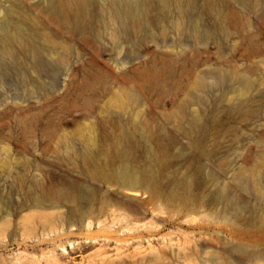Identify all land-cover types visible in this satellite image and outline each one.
<instances>
[{
  "label": "rangeland",
  "instance_id": "obj_1",
  "mask_svg": "<svg viewBox=\"0 0 264 264\" xmlns=\"http://www.w3.org/2000/svg\"><path fill=\"white\" fill-rule=\"evenodd\" d=\"M88 1L90 17L72 28L48 12L47 0H0V29L21 16L22 29L10 28L28 44L15 43L10 57L0 49V264H264V226L239 225L219 208L184 214L142 192L127 197L135 212L101 206L71 225L65 206L44 210L55 213L45 229L23 218L42 209L15 210L21 177L51 189L70 178L92 184L79 158L86 145L104 162L123 128L138 141L145 128H160L169 137L161 145L175 141L178 148L186 142L178 123L200 109V142L214 140V156L188 151L193 163L214 174L229 169L227 178L237 170L264 173V0L248 8L227 0L235 15L222 29L200 7L183 16L181 28L157 7L148 25L134 29L139 0H116L112 27L97 13L105 0ZM234 87L245 90L226 93ZM229 104L242 113L227 116ZM137 116L143 128L134 125ZM185 166L174 162L167 172L181 176ZM257 198L250 189L248 199Z\"/></svg>",
  "mask_w": 264,
  "mask_h": 264
},
{
  "label": "bare ground",
  "instance_id": "obj_2",
  "mask_svg": "<svg viewBox=\"0 0 264 264\" xmlns=\"http://www.w3.org/2000/svg\"><path fill=\"white\" fill-rule=\"evenodd\" d=\"M217 1L219 0H202L199 5L198 0H139L136 7L140 15L134 17L132 26L135 29L145 22L148 25L152 20L151 11L160 7L165 12L172 13L173 25L181 28L183 16L200 7L212 15L217 26L222 29L235 15V11L228 6L227 0H224L223 6H219ZM242 2L247 7L253 0ZM47 3L48 12L62 17L72 28L80 27L90 17L91 4L88 0H70V3L47 0ZM100 3L97 13L104 17L110 26H115L120 8L117 1L105 0ZM134 8L135 6H131L129 10H135ZM21 19L19 16L14 23H8L5 30L0 29V49L9 57L16 52L13 47L15 43L16 45L18 43L21 49L28 46L20 32L15 29L16 26L22 29L17 24ZM10 24L15 28H10ZM115 33L116 31L111 30L110 36L115 38ZM28 49L35 57L39 53L36 48ZM244 90V87H234L226 93H239ZM200 110L195 113L194 118L191 117V120L178 123V130L186 138L185 145L178 148L175 141L171 142L170 147L161 145L162 141L169 137L160 128L156 134L145 128L140 134V141L130 130L123 128L120 136L111 145L107 160L104 162L95 159L92 145H86L79 152V158L84 165L86 177L92 184H82L77 179L70 178L66 187L51 189L44 186L36 177H21L19 180L21 193L15 202V210L20 212L30 208L42 209L30 212L23 218L28 222H44L41 227L45 229L49 225L46 221H51L55 213L43 212L44 210L65 206L64 220L67 225H71L94 217L97 214L96 209L101 206L113 204L135 212V205L127 197H135L143 192L148 195L146 201L163 199L184 214L207 206L212 211L219 208V216L238 222L239 225L264 226V173L237 170L227 178L229 169L214 174V171L206 170L204 165L193 163V158L188 155V151H191L204 160H212L214 156V140L209 146L200 142L204 130L201 123L195 120L198 116L201 117ZM222 110L227 116L242 113V109L236 104H229ZM134 125L143 128V121L139 116L136 117ZM179 161L185 162V170L188 171L181 176L169 174L167 170L174 162ZM210 164L214 169V160ZM98 186L111 188L112 191L102 192ZM250 189L256 191L257 195L259 193V198L254 202L248 199ZM5 214L8 212L5 211Z\"/></svg>",
  "mask_w": 264,
  "mask_h": 264
}]
</instances>
